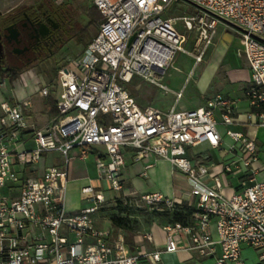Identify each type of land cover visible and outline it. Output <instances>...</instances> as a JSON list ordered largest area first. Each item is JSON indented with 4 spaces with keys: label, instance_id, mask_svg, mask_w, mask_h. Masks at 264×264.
<instances>
[{
    "label": "built area",
    "instance_id": "obj_1",
    "mask_svg": "<svg viewBox=\"0 0 264 264\" xmlns=\"http://www.w3.org/2000/svg\"><path fill=\"white\" fill-rule=\"evenodd\" d=\"M90 2L100 14L98 30L81 53L57 72L56 115L38 127L25 119L29 102L0 103V264H140L142 259L157 263L159 253L132 254L121 235L113 237L95 227L94 214L106 201L105 187H95L86 178L88 185L81 188V195L90 206L76 214L66 212L68 168L90 154L95 157V182H109L108 190L118 199L123 148L135 151L134 162L148 155L164 159L189 181L190 223L163 226V252H195L208 264H246L245 247L256 252L255 264H264V180L256 179L259 171L252 167L259 148L245 133L228 129L234 123L264 129V0ZM177 2L193 6L195 12L164 17ZM222 21L236 29L248 62L246 110L240 112L236 100L221 94L198 108L176 104L167 110L140 108L126 85L140 77L168 91L156 77L172 67L177 55L187 54L186 38L176 22L195 34L193 64L197 66ZM41 94L46 96L47 89L42 88ZM175 96L177 103L181 93ZM215 115L233 142L228 152L238 146L240 153L217 173L192 164L186 154L187 147L202 142L212 149L220 147ZM29 140L33 148L25 146ZM239 173L247 185L227 192L221 177ZM138 201L160 205L167 212L181 205L160 194Z\"/></svg>",
    "mask_w": 264,
    "mask_h": 264
},
{
    "label": "rangeland",
    "instance_id": "obj_2",
    "mask_svg": "<svg viewBox=\"0 0 264 264\" xmlns=\"http://www.w3.org/2000/svg\"><path fill=\"white\" fill-rule=\"evenodd\" d=\"M45 0H0V17L4 16L10 10L43 4ZM64 13L68 15L67 21L62 25L52 24V28L56 30H64L65 34L61 35L62 44L54 50L53 56L41 64L36 69L25 70L19 74L16 80H5L3 86L0 87V98L11 101L13 103L29 102L30 109L25 112L26 121L28 123H37L41 125L48 121V113L43 107V101L46 96L41 94V89L46 88L49 93L52 92L55 103L59 99L60 88L57 84L55 76L58 66L66 65L68 62L76 58L82 51L83 46L76 44L72 39V35L82 30H85V35L93 38L97 33L98 26L88 25L89 16L92 14L90 0H66L61 4ZM195 12L193 6L185 2H177L171 6L170 11L164 14V17L178 18L183 15H192ZM176 29L186 38L185 51L186 55H177L174 59L172 67H170L163 75L159 74L156 77L157 81L167 86L168 91H162L157 86L147 82L146 80L135 77L127 85L126 88L136 101L140 108L152 106L160 110L169 107L175 101V93L180 92L183 95L182 104L190 105L194 100L200 101L207 96V92L198 94L202 88L201 82H198V77L201 70H215L211 73L213 76L210 84L226 85L231 80L232 73L227 74V70H239L245 68V57L241 53L242 44L239 40V35L234 27L225 23L218 22L213 36V45L210 46L203 60L197 66L193 64L194 36L193 32L185 31L182 26L176 22ZM226 36V46L223 43L222 37ZM241 74V73H240ZM245 74V73H243ZM228 75V77H227ZM229 79V80H228ZM207 84V83H206ZM237 85L227 87L223 92L230 93L235 97L240 96L237 92ZM2 100V101H4ZM232 130L231 128H228ZM250 135H255L260 144H264V129L250 131ZM231 146L230 141L226 140V150ZM226 151V154H227ZM227 156V155H226ZM214 158V156H213ZM92 156H88L84 162H80V170L78 173L69 177V184L66 191V211L68 209L80 210L90 206L85 203L81 195V188L88 185L87 177L90 180L97 178L92 164ZM264 177V174L261 175ZM95 187L102 189L105 187L107 191H103V196L106 199L103 208L94 214L99 216L94 218L95 227L101 229L114 228L111 224V218H123V226L120 229L114 228V236L119 234L123 237L130 251L135 254L144 252L143 246L149 248L144 236L150 227L154 225L160 226L167 222V216L161 213L162 206L154 205L147 206L139 201L126 202L119 195L118 199H113L114 194L109 191V182H98L93 184ZM5 194V190H2ZM118 201L122 202L118 209ZM107 231V230H106ZM242 257L246 264H255L257 254L251 249L243 247ZM209 261L197 260L192 264H208ZM158 264H182L176 261L173 257L162 255L161 261Z\"/></svg>",
    "mask_w": 264,
    "mask_h": 264
},
{
    "label": "crops",
    "instance_id": "obj_3",
    "mask_svg": "<svg viewBox=\"0 0 264 264\" xmlns=\"http://www.w3.org/2000/svg\"><path fill=\"white\" fill-rule=\"evenodd\" d=\"M222 39H223V43L226 46V36H223ZM239 40L241 41L240 37H239ZM241 44H242V41H241ZM245 60H246L245 68L247 70L239 69V70H227L226 71L227 74L232 73L231 80L228 79L229 83L226 85H214V84L211 85L210 80L213 77L211 76V73H213L215 70H201V73L199 74L201 76L198 77V82L199 83L201 82L202 88L199 90L200 92H196V93L201 94V93L207 92V96L204 99H201L200 101L194 100L192 104L185 105V104H182L181 102L183 95L180 89L179 90L180 92H177V93H181V97L179 101L176 103V99H175L174 103L164 110H167L168 108H170L172 105H175V104L177 108H182V109L198 108V107L203 106L208 98L212 97L215 94H221L223 96L236 100V108L240 112L245 111L246 108L248 107V102L244 95V92L247 89L248 82H249V66H248V62L246 58ZM232 84L237 85L236 87L237 92H240L239 97H235L230 93L223 92V90H225L227 87L230 88ZM2 100L4 99L0 98V103L3 102ZM4 101L10 104H13L12 100L11 101L4 100ZM48 118H49L48 119L49 121L52 117H48ZM214 119L217 122V131L220 134L221 139H222L220 147L217 149H212L206 143L202 142L198 146L187 147L186 154H187V157L191 160L192 164L203 166L207 168L210 172L217 173L221 170L222 165H224L228 161H231L239 157L240 153L238 150V146L235 147V152L233 153H229L226 150V140L230 141L231 145L233 144V142L230 138L226 136L227 127L220 124L218 115H215ZM242 119L243 118H241L240 120ZM48 121L46 123L41 122V125H38L37 123H33V124H35L38 127H42L45 124H47ZM229 128H231L232 129L231 131L233 132L245 133L250 139H253L256 142L257 147L259 148V159L257 163L252 165V167L258 169L259 171L256 176V179L258 181L264 180V177H261V175L264 174V152L261 151V147L264 144H260V142H258L257 137L255 135L253 136L250 135L251 130L257 131L260 129L252 128V127H245L244 125L240 123H234ZM25 146L27 148H33L34 144L32 141L29 140L26 142ZM95 151L98 152L100 151V149H96ZM226 151H227V154H226ZM122 154L124 158V166L120 174L122 192L119 194L122 198H126V200H129V201L137 202L139 198L142 196H147L151 194H160L165 199H168V200H171L177 203L180 202L181 205H186L188 202L192 200V198L189 196L190 185H189V181L187 177L178 168L173 166L170 162L164 159L158 158L154 155H148L142 158L139 162H134L133 156L135 155V151L131 148H123ZM89 156H92L93 158L91 161H92L93 168H94L95 157L94 155H91V154ZM85 160L83 161L74 160L71 162L68 168V184H69V180H70L69 177L71 176V173L73 174L78 173L80 170V165H81L79 163L84 162ZM147 165L149 167L146 170H144V167ZM84 177L89 178L88 176H85V175L82 176L81 178H84ZM95 180L96 178L92 179L94 184H97ZM221 181L223 183L225 190H227V192H230L233 190H240L241 188L247 185L245 183V176H243L240 173L222 176ZM78 211L79 210L69 208L68 212L67 211L66 212L72 215V214H76ZM96 217H99V216H94V218ZM167 224L168 222H165V223H162L160 226L154 225L149 228V230L146 232L144 236V239L150 247L145 248L143 246L144 252L138 255H146V254L156 253V252L159 253L160 260L155 264L160 263L162 255L173 257L176 261H179L182 264H192V262H196L197 260H202L195 252H187L183 250L177 253H171V254L163 252L165 234L162 228L163 226ZM98 229L104 230V231L107 230L111 233L113 237H116V235L114 236L115 229L112 227H110L109 229H101L98 227ZM213 235L215 237L214 233ZM148 236L151 238V241L147 240ZM127 248H128V245H127ZM128 251L132 253L129 248H128ZM140 264H149V263L145 259H142Z\"/></svg>",
    "mask_w": 264,
    "mask_h": 264
},
{
    "label": "flooded vegetation",
    "instance_id": "obj_4",
    "mask_svg": "<svg viewBox=\"0 0 264 264\" xmlns=\"http://www.w3.org/2000/svg\"><path fill=\"white\" fill-rule=\"evenodd\" d=\"M63 9L54 0H45L36 7L10 10L0 17V66L22 74L48 61L62 44L61 35L67 32L52 28V24L67 21Z\"/></svg>",
    "mask_w": 264,
    "mask_h": 264
},
{
    "label": "trees",
    "instance_id": "obj_5",
    "mask_svg": "<svg viewBox=\"0 0 264 264\" xmlns=\"http://www.w3.org/2000/svg\"><path fill=\"white\" fill-rule=\"evenodd\" d=\"M91 10H92V14L88 17L89 18L88 25L97 24L98 26L100 22V14L93 5H91ZM85 34H86L85 30H82L72 35L71 39L76 44L84 47L92 39L90 36H86ZM60 68L61 66H58L56 68L55 76H57V72ZM18 75H19L18 73H14V72H11L10 70L3 69L0 66V82H3L5 80H9L10 82L14 81L16 80ZM43 107L45 111L48 113L49 117H53L56 115L57 110H56L55 100L53 98L52 92L51 93L48 92V94L46 95L45 100L43 101ZM117 202H118L117 208L119 209L122 205V202L118 200ZM161 213H164L167 216L168 224L180 223L185 226L190 223V217H191L192 211L186 205H179V206H176V208L172 210L171 212L162 210ZM110 221L114 228L120 229L123 226L124 219L123 218H111Z\"/></svg>",
    "mask_w": 264,
    "mask_h": 264
}]
</instances>
